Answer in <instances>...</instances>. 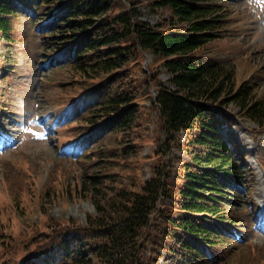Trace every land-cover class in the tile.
I'll return each instance as SVG.
<instances>
[{
	"label": "trees",
	"instance_id": "1",
	"mask_svg": "<svg viewBox=\"0 0 264 264\" xmlns=\"http://www.w3.org/2000/svg\"><path fill=\"white\" fill-rule=\"evenodd\" d=\"M147 1L169 12L167 25L141 20L130 0L126 7L118 0H0L3 40L13 38L15 15L30 11L55 44L51 54L71 74L59 85L73 91V128L81 125L83 135L107 125L76 160L85 163L80 183L95 213L85 223L50 225L45 243L15 264H231L232 247L244 245L234 237L241 225L235 196L249 190L248 169L221 134L239 115L262 125L264 99L256 82L238 83L233 64L208 56L205 47L222 37L226 21L213 0ZM141 51L159 58L168 76L145 82L156 85L153 95H140L129 78L145 74L130 68ZM143 101L161 123L145 180L132 174L139 159L131 161L149 123ZM174 151L183 152L178 165Z\"/></svg>",
	"mask_w": 264,
	"mask_h": 264
},
{
	"label": "rangeland",
	"instance_id": "2",
	"mask_svg": "<svg viewBox=\"0 0 264 264\" xmlns=\"http://www.w3.org/2000/svg\"><path fill=\"white\" fill-rule=\"evenodd\" d=\"M133 1L141 20L151 25L168 24L166 9H154L147 0ZM213 1L226 21L222 37L205 47L208 56L233 64L238 83L247 79L256 82L257 95L264 99V0ZM119 2L123 7L130 4L129 0ZM14 18L12 40L0 38V264H15L44 244L50 225L67 220L85 223L87 216L95 213L88 187L80 183L85 163L76 162L69 149L77 141L84 142L79 138L81 125L73 128L70 122L74 118L68 119L73 91L66 92L59 85L71 74L65 65L50 62L55 44L44 38L38 21L26 12ZM138 57L142 58L130 68L140 67L145 74H132L130 81L141 90L140 95H152L156 85L145 82L152 75L165 82L168 76L159 66V58L146 51ZM143 102V108L150 111L149 123L144 122L140 129L142 152L131 161L139 159V168L132 174L145 180L151 173L161 123L157 110H150V101ZM228 108L239 111L231 104ZM230 133L246 153L245 185L249 187L234 199L240 204L241 216L234 237L244 245L232 247L231 264H264V121L259 125L239 115ZM223 136L228 139L227 134ZM174 154L178 165L183 152Z\"/></svg>",
	"mask_w": 264,
	"mask_h": 264
}]
</instances>
